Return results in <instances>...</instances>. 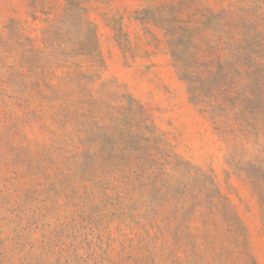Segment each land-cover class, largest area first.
<instances>
[{"label": "rangeland", "instance_id": "1", "mask_svg": "<svg viewBox=\"0 0 264 264\" xmlns=\"http://www.w3.org/2000/svg\"><path fill=\"white\" fill-rule=\"evenodd\" d=\"M0 264H264V0H0Z\"/></svg>", "mask_w": 264, "mask_h": 264}, {"label": "trees", "instance_id": "2", "mask_svg": "<svg viewBox=\"0 0 264 264\" xmlns=\"http://www.w3.org/2000/svg\"><path fill=\"white\" fill-rule=\"evenodd\" d=\"M182 68L184 69L185 67L183 66ZM187 78H189V80L191 81V83H195L194 80H193V77H187ZM195 91H197V90L195 89Z\"/></svg>", "mask_w": 264, "mask_h": 264}]
</instances>
